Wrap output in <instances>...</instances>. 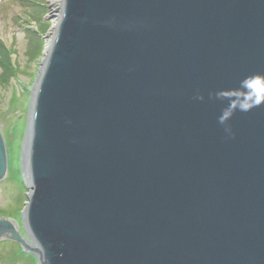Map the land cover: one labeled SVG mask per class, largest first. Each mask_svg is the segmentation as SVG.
<instances>
[{
    "label": "water",
    "instance_id": "water-1",
    "mask_svg": "<svg viewBox=\"0 0 264 264\" xmlns=\"http://www.w3.org/2000/svg\"><path fill=\"white\" fill-rule=\"evenodd\" d=\"M22 158L38 264H264V0H63Z\"/></svg>",
    "mask_w": 264,
    "mask_h": 264
},
{
    "label": "rangeland",
    "instance_id": "rangeland-1",
    "mask_svg": "<svg viewBox=\"0 0 264 264\" xmlns=\"http://www.w3.org/2000/svg\"><path fill=\"white\" fill-rule=\"evenodd\" d=\"M62 2L0 0V56L5 60L2 47L14 66L8 72L5 63H0V129L8 151L7 176L0 182V214L15 217L25 237L22 214L28 203L30 183L22 167V153L36 82L62 16ZM0 264H38V261L19 244L1 241Z\"/></svg>",
    "mask_w": 264,
    "mask_h": 264
},
{
    "label": "trees",
    "instance_id": "trees-1",
    "mask_svg": "<svg viewBox=\"0 0 264 264\" xmlns=\"http://www.w3.org/2000/svg\"><path fill=\"white\" fill-rule=\"evenodd\" d=\"M1 49H2V52H3V54H4L5 60H3V55H2V57L0 56V57H1L0 63H2V64L5 63L4 65H5V67H7V69H8L7 71H8V72L13 71V67H14V66H11V64H10L11 61H10V59H9V57H8V52H7L4 48H2V47H1ZM3 61H4V62H3ZM10 101H11V100H10ZM0 216H1V217H7V218H13V219H16V218L13 217V216H9V217H8V216L2 215V214H0Z\"/></svg>",
    "mask_w": 264,
    "mask_h": 264
},
{
    "label": "bare ground",
    "instance_id": "bare-ground-1",
    "mask_svg": "<svg viewBox=\"0 0 264 264\" xmlns=\"http://www.w3.org/2000/svg\"><path fill=\"white\" fill-rule=\"evenodd\" d=\"M58 2V1H57ZM56 6V5H55ZM30 131V130H29ZM28 135H29V132H28ZM26 179H27V181H29V179H28V175L26 174ZM30 243V242H29ZM31 245H33L34 246V243H30Z\"/></svg>",
    "mask_w": 264,
    "mask_h": 264
}]
</instances>
